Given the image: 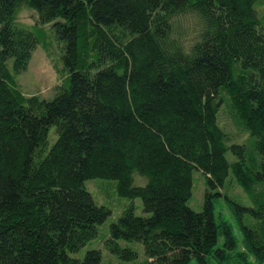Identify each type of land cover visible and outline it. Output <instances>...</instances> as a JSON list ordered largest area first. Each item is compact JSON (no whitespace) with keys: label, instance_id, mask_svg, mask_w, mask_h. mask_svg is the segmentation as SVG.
Returning <instances> with one entry per match:
<instances>
[{"label":"trees","instance_id":"trees-1","mask_svg":"<svg viewBox=\"0 0 264 264\" xmlns=\"http://www.w3.org/2000/svg\"><path fill=\"white\" fill-rule=\"evenodd\" d=\"M263 6L0 0V264H101L98 250L73 257L111 216L85 187L98 180L148 215L132 204L111 224L103 246L118 264H264ZM22 8L34 27L18 21ZM44 27L62 53L51 101L25 96L15 81ZM196 172L198 213L189 207ZM229 179L249 203L225 197L242 253L215 215ZM120 243L142 245L145 262Z\"/></svg>","mask_w":264,"mask_h":264},{"label":"rangeland","instance_id":"rangeland-1","mask_svg":"<svg viewBox=\"0 0 264 264\" xmlns=\"http://www.w3.org/2000/svg\"><path fill=\"white\" fill-rule=\"evenodd\" d=\"M264 8V6L262 7ZM18 21L22 23L24 26L34 27L36 24L35 15L22 8L18 14ZM39 46L34 51V55L28 63V68L25 72L15 76L16 84L21 88L22 93L25 96H38L39 98H43L44 100L51 101L53 99L55 91L58 87H60L62 82L61 71L63 69L62 64V53H61V45L55 41V38L52 32L49 31V27H44L43 30L37 31ZM47 52V53H46ZM8 67L10 68V72H13L12 61L8 62ZM225 130H231L230 123L225 121L223 118L220 119ZM54 130L50 134V143L52 144L54 141ZM245 139L248 138L247 134H244ZM228 158H231L228 155ZM193 181V194L191 201L189 202V207L194 210L196 213L201 212L203 202H204V194L205 190L203 188L204 180L203 178L196 172L194 175ZM135 185L136 186H145L147 181L144 178H140L134 175ZM230 179L225 183V188L223 190H219L222 197H220L218 203L215 204V215L216 217H222L230 226L234 239L237 244L236 252L242 253L244 250V243L242 232L238 227L236 219L231 212V209L228 208V199L236 200L237 204L243 205L245 207L249 206L247 198L244 196L242 191L230 182ZM109 183L98 180V181H87L85 187L89 193H91L93 201L98 206L106 207L111 216L108 220L102 224L98 228L97 238L90 242L78 255L73 256L76 258H82L87 252L91 250H98L101 253L102 262L101 264H118V261L111 257L106 248L103 246L104 242L109 238V229L112 223H116L118 219L122 215V211L132 204L135 208V214L137 217L143 218V216H148L143 212L142 203L139 200H135L129 202L125 199H119L117 194L112 192L109 189ZM224 193L226 194L224 196ZM234 194L239 195L240 197H235ZM241 194L244 198L241 197ZM226 197V198H225ZM223 244L222 240H219L218 248H221ZM122 247H129L133 251L136 252L138 256L137 262L143 263L145 262L146 257L144 256L143 246L134 243V244H125L120 243ZM248 264H258L252 258L248 260ZM189 264H196L195 261H191ZM207 264H218L213 259L209 260ZM233 264H238L237 262H233ZM245 264V263H244Z\"/></svg>","mask_w":264,"mask_h":264}]
</instances>
